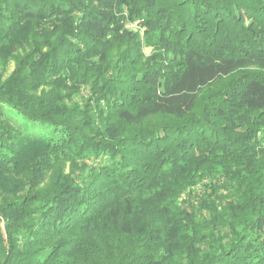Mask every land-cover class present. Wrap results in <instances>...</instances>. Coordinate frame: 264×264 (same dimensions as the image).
Listing matches in <instances>:
<instances>
[{"label": "trees", "instance_id": "trees-1", "mask_svg": "<svg viewBox=\"0 0 264 264\" xmlns=\"http://www.w3.org/2000/svg\"><path fill=\"white\" fill-rule=\"evenodd\" d=\"M262 131L264 0H0V264H264Z\"/></svg>", "mask_w": 264, "mask_h": 264}, {"label": "rangeland", "instance_id": "rangeland-1", "mask_svg": "<svg viewBox=\"0 0 264 264\" xmlns=\"http://www.w3.org/2000/svg\"><path fill=\"white\" fill-rule=\"evenodd\" d=\"M145 55L149 54V50H144ZM14 68V64L13 62H9V64L6 66L5 69H3V78H6L13 70ZM87 91L82 88L79 92V95L82 96L83 98L87 97ZM76 101L80 102L79 98H76ZM152 122H158L157 119H153ZM258 138L260 141H262V144L264 145V131H262L261 133H259ZM101 162L103 160H100ZM90 164V163H89ZM68 169H65V172L67 173ZM213 180V179H212ZM210 178H205L202 182H200L196 187L191 188V189H187L186 192H190V195L192 196V200L194 203V200H196V202H198V198L202 197L205 194L209 193V186H210V182L212 181ZM220 183L223 181L222 178H219ZM195 204V203H194Z\"/></svg>", "mask_w": 264, "mask_h": 264}, {"label": "built area", "instance_id": "built-area-1", "mask_svg": "<svg viewBox=\"0 0 264 264\" xmlns=\"http://www.w3.org/2000/svg\"><path fill=\"white\" fill-rule=\"evenodd\" d=\"M125 28H127V29L135 28V24H127V25H125Z\"/></svg>", "mask_w": 264, "mask_h": 264}]
</instances>
